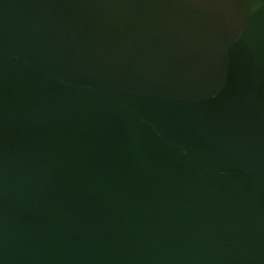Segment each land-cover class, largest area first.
I'll return each instance as SVG.
<instances>
[{
	"label": "water",
	"instance_id": "95a60500",
	"mask_svg": "<svg viewBox=\"0 0 264 264\" xmlns=\"http://www.w3.org/2000/svg\"><path fill=\"white\" fill-rule=\"evenodd\" d=\"M0 264H264V0H0Z\"/></svg>",
	"mask_w": 264,
	"mask_h": 264
}]
</instances>
